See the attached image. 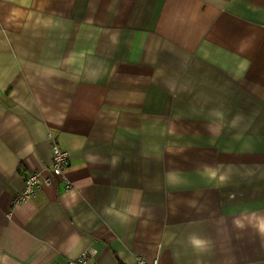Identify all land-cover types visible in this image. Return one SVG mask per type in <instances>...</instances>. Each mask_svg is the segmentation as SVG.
Returning <instances> with one entry per match:
<instances>
[{"label":"crops","instance_id":"0c3cea01","mask_svg":"<svg viewBox=\"0 0 264 264\" xmlns=\"http://www.w3.org/2000/svg\"><path fill=\"white\" fill-rule=\"evenodd\" d=\"M88 248L264 264V0H0V264Z\"/></svg>","mask_w":264,"mask_h":264},{"label":"built area","instance_id":"2783aa9c","mask_svg":"<svg viewBox=\"0 0 264 264\" xmlns=\"http://www.w3.org/2000/svg\"><path fill=\"white\" fill-rule=\"evenodd\" d=\"M51 162L49 167L44 171H31L24 173L23 186L14 196V203L26 201L35 197L43 188L53 185L55 182L62 180L64 189L72 187L71 182L66 177V172L70 166L69 153L61 148L56 141L51 146ZM96 250L88 248L83 250L77 257L68 259L65 264H93L90 260L95 256ZM135 264H157V259L147 260L145 257L136 256Z\"/></svg>","mask_w":264,"mask_h":264}]
</instances>
